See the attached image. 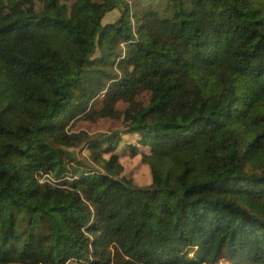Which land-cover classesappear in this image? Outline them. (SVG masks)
Masks as SVG:
<instances>
[{
    "label": "trees",
    "instance_id": "1",
    "mask_svg": "<svg viewBox=\"0 0 264 264\" xmlns=\"http://www.w3.org/2000/svg\"><path fill=\"white\" fill-rule=\"evenodd\" d=\"M74 6L0 21V264H264V0ZM145 92L126 129L68 131Z\"/></svg>",
    "mask_w": 264,
    "mask_h": 264
},
{
    "label": "rangeland",
    "instance_id": "2",
    "mask_svg": "<svg viewBox=\"0 0 264 264\" xmlns=\"http://www.w3.org/2000/svg\"><path fill=\"white\" fill-rule=\"evenodd\" d=\"M17 3H21L17 8H12L7 2L3 4L0 9V21L9 19L13 15L23 14L26 11L29 12H40L43 9L44 0H12ZM63 3L67 4L69 7V15L80 22L82 21V17L79 16L75 3L77 0H61ZM88 4L91 5L92 8L96 9L101 0H87ZM119 12L114 11L109 13L105 19L104 23H112L119 18ZM151 99V94L148 92L142 93L138 95L133 101L129 103L118 102L115 105V108L112 112L108 113L104 118L97 122H87V121H76L73 122L68 131L70 133H80L85 131L89 134V136H99L102 134H108L114 130H124L128 127L131 122L129 115H133L138 109L142 107L149 106ZM104 104V103H103ZM133 140H129L128 144L125 147H122L121 150L119 148V153L121 151V163L124 167L123 175L132 181L135 184L140 186H146L151 181V172L150 168L142 162L141 156L134 157L132 156L131 146L133 145ZM68 153H71L73 156V160H70L68 157H65L68 165L73 168L74 166H79L82 168H97L91 159V152L87 149V146L83 144L78 148H72L66 150ZM141 152H145L144 149ZM108 158V156H107ZM84 165V166H83ZM111 251L113 253V257L119 254L116 246L111 247ZM120 256V255H119ZM123 258V257H122ZM221 264H226L222 262Z\"/></svg>",
    "mask_w": 264,
    "mask_h": 264
},
{
    "label": "built area",
    "instance_id": "3",
    "mask_svg": "<svg viewBox=\"0 0 264 264\" xmlns=\"http://www.w3.org/2000/svg\"><path fill=\"white\" fill-rule=\"evenodd\" d=\"M50 177L48 175H44L43 178H42V182H49L50 181ZM67 264H81L77 261H71V262H68Z\"/></svg>",
    "mask_w": 264,
    "mask_h": 264
}]
</instances>
